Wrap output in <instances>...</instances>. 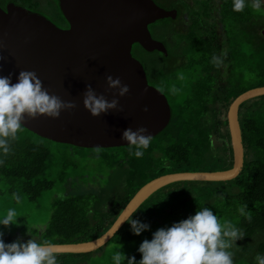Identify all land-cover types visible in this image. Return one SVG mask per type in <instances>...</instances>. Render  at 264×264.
Instances as JSON below:
<instances>
[{
    "label": "trees",
    "instance_id": "1",
    "mask_svg": "<svg viewBox=\"0 0 264 264\" xmlns=\"http://www.w3.org/2000/svg\"><path fill=\"white\" fill-rule=\"evenodd\" d=\"M10 1L32 10H37L41 4V0H0V6L6 8ZM55 1L60 25L68 27L58 0ZM155 1L167 9H178L175 19L160 20L149 26L153 37L165 43L169 55L146 50L138 43L133 47V55L142 62L147 75L148 71L155 74L157 82L166 90L170 85L176 90L168 96L148 75L150 84L160 88L171 105L168 126L152 138L141 158L130 155V146L81 148L53 142L23 127L19 139L11 145V152L0 153V161H3L0 163V216L9 208L22 216L16 225H0L6 243L18 239L11 234L18 228L21 242L31 238L54 244L93 240L103 235L135 194L156 177L174 172L231 168L227 111L231 102L249 89L241 88L236 80H226V71L222 68L235 69L242 64V59L235 62L233 41L241 45V54L249 53L246 63L253 55L260 68L264 65V36L261 34L264 0L259 12L251 8L252 0H247L249 6L243 12L233 11V0H219V4L217 0ZM209 19H213L212 22ZM233 23L238 25V37L228 39L225 35L232 31ZM158 30L162 31L161 35ZM213 56L220 58L219 67L212 63ZM182 65L200 73L190 84L177 85L174 73ZM236 71L227 73L234 77ZM240 122L245 163L239 177L222 182L184 181L164 187L130 217L150 225L148 230L134 235L126 222L100 249L91 253L58 254V264H114L111 257L118 250L126 256L123 264L133 256L139 261L142 256L138 248L145 239L151 240L159 228L170 227L195 215L200 207L211 209L222 221H231L243 231L244 238L237 240L231 249L234 264H257L255 257L264 256V96L241 106ZM49 143L73 150L76 160H71L66 150L54 153ZM96 153L104 156L98 161V168L103 170L106 165L113 170L107 177L100 176L97 182L85 174L78 177L77 174L87 169V165L81 166V163L91 162L92 165ZM90 155L92 159L88 162L79 158ZM43 202H47L51 214L48 212L46 217L38 214L45 226L27 234L28 228L36 223L28 219V214L24 215L25 210H39ZM243 205H247L246 212L251 214L250 221L239 213ZM108 246L112 247L105 258L94 259Z\"/></svg>",
    "mask_w": 264,
    "mask_h": 264
},
{
    "label": "water",
    "instance_id": "2",
    "mask_svg": "<svg viewBox=\"0 0 264 264\" xmlns=\"http://www.w3.org/2000/svg\"><path fill=\"white\" fill-rule=\"evenodd\" d=\"M58 4L68 28L13 1L6 8L0 6V76L11 74L12 83H16L20 71H34L50 95L77 105L72 110H62L59 118L25 117L23 126L42 138L81 148L128 146L121 138L128 128L135 131L145 127L152 138L161 133L171 120L172 108L167 96L150 84L144 65L133 55V47L138 43L168 57L165 43L153 37L149 26L175 19L178 9H167L155 0H58ZM261 34L264 36V28ZM108 75L119 78L129 92L121 97L118 89H109ZM88 85L109 102L117 99L118 109L122 110L93 117L83 105ZM261 96L264 86L251 88L237 96L228 108L231 168L156 177L135 194L103 235L89 241L55 244L57 253H91L100 249L146 200L171 184L222 182L239 177L245 163L241 106Z\"/></svg>",
    "mask_w": 264,
    "mask_h": 264
},
{
    "label": "clouds",
    "instance_id": "3",
    "mask_svg": "<svg viewBox=\"0 0 264 264\" xmlns=\"http://www.w3.org/2000/svg\"><path fill=\"white\" fill-rule=\"evenodd\" d=\"M248 6L247 0H233L235 12H243ZM261 7L262 0H252L253 10L259 12ZM212 63L219 67L221 60L213 56ZM106 80L109 89H118L119 96L123 97L129 92V87L122 85L119 78L108 75ZM175 91L172 89L173 93ZM118 104L117 99L109 102L105 96H98L91 85L87 86L83 105L93 117L109 110H122L118 109ZM76 107L74 102H65L58 96L50 95L34 71H20L16 83H12L11 74L0 76V153L8 155L11 152L12 143L19 139L18 134L23 131L25 117L35 119L43 115L59 118L62 110ZM147 132L145 127L123 131L121 138L128 142L130 155L136 158L144 155V150L152 141V135ZM246 208L247 205L241 206L239 213L250 221L251 214L246 212ZM17 218L16 210L9 208L0 216V225H16ZM127 222L134 235H140L150 227L132 218ZM3 236L4 233L0 231V264H58V253L53 242L31 238L26 242L17 239L5 243ZM243 238V231L231 221H222L211 209L200 207L195 215L156 230L151 240L145 239L140 244L138 251L142 258L139 261L135 256L127 258V264H234L231 249L237 240ZM125 259V254L119 250L112 256L114 264H123ZM255 259L257 264H264V256L258 254Z\"/></svg>",
    "mask_w": 264,
    "mask_h": 264
},
{
    "label": "rangeland",
    "instance_id": "4",
    "mask_svg": "<svg viewBox=\"0 0 264 264\" xmlns=\"http://www.w3.org/2000/svg\"><path fill=\"white\" fill-rule=\"evenodd\" d=\"M217 4H219V0H217ZM56 1L55 0H41V6L40 8H38L37 12H40L44 15H46L48 18H52L53 20H55L56 22L58 21L59 26H63L60 25L59 21V16L56 14ZM32 10V9H31ZM213 19H209V22H212ZM214 23L218 25L217 20H214ZM232 31L231 32H227L225 37H227L228 39L234 38V37H238L237 36V32H238V25L237 24H232L231 26ZM162 31L158 30V34L161 35ZM228 42V40H227ZM227 42H225L227 44ZM233 52H235L236 54V60L235 62H238L239 59H242V64H239L238 66L235 67V69H228L227 67H223L222 69H224L226 72L224 74V78L230 81H238V84L241 88L243 89H251V88H255V87H260V86H264V65L260 68L258 66V64L255 61V58L253 55H251L250 57V61L249 63H246L248 61V54H241V45L236 43L235 41H233ZM230 47V44H227ZM259 45V43H258ZM230 49H226V51H228ZM185 61H187V58L185 59ZM234 62V63H235ZM226 64H223V66ZM253 69H257L255 72ZM237 70V71H236ZM236 71V75L233 77L230 75V73L227 72H231L234 74V72ZM148 75H150V81L153 82V84L157 85L158 87H160L162 90L166 91L167 95L170 96V92H172V85H170L169 88H167V90L165 89V87L161 84H159L157 82V76L155 74H151L148 71ZM176 75V79H177V85H179V83L183 84V85H187L190 84L192 79H196L198 77V75L200 74L197 71H192L191 69H186V67L184 65L179 66L178 70L174 73ZM176 85V86H177ZM260 85V86H257ZM263 97V96H261ZM50 148L54 151V153H59L61 151H65L68 153V156L71 160H76V155H74V151L71 149H67V148H63L61 145L59 144H55V143H49ZM129 146V145H128ZM95 159L93 160V163L91 165L90 163L84 164L81 163V166L87 165V169L86 170H82L81 173L77 174V176H81L82 174H85L87 177L90 178V180H92L93 182H97V179H100L99 177H107L108 174L113 170V168H110L109 166L104 167L103 170H100L98 168L99 163L98 161L100 159H102L104 156L101 155L100 153H96L94 154ZM81 159L82 162H88L92 159V156L90 155L89 157L85 158L84 156H80L79 157ZM76 175V174H75ZM75 175H72V177H74ZM79 181V179H77ZM81 182V181H80ZM47 192H45L46 194ZM44 194V195H45ZM48 202H50L49 200H47ZM3 202V198L1 197V204ZM43 204L39 210L37 208H28L27 210H25V214H28V219L31 221H34V223H36L35 226H31L28 228V232L27 234H32V232L34 231L35 228H41V226H45L44 221L38 217V214L41 215L42 217H46L48 212L51 214L50 210H49V206L47 205V202H43L41 203ZM5 214V213H4ZM2 213V216L4 215ZM18 218L22 217L20 216V214H17ZM17 218V220H19ZM34 218V219H32ZM11 234L14 236V239L18 238L20 241H23L21 239V231L20 229H16L13 230L11 232ZM15 241V240H14ZM12 241V242H14ZM5 242V241H4ZM11 242V243H12ZM6 243V242H5ZM112 246H108L106 247L103 251L97 253L96 256H94V259H102L105 258V254L108 253V251L111 249ZM112 253V252H111ZM111 253H110V257H111ZM112 258V257H111ZM109 264V263H107Z\"/></svg>",
    "mask_w": 264,
    "mask_h": 264
},
{
    "label": "flooded vegetation",
    "instance_id": "5",
    "mask_svg": "<svg viewBox=\"0 0 264 264\" xmlns=\"http://www.w3.org/2000/svg\"><path fill=\"white\" fill-rule=\"evenodd\" d=\"M40 6H41V4H40ZM39 6V7H40ZM34 11V10H33ZM46 16V15H45ZM56 25H58L59 26V24H56ZM61 27V26H60ZM62 27H64V28H68V27H66V26H62ZM158 89H160V88H158ZM162 91V90H161ZM163 92V91H162ZM164 93V92H163ZM165 94V93H164ZM166 95V94H165ZM167 96V95H166Z\"/></svg>",
    "mask_w": 264,
    "mask_h": 264
}]
</instances>
